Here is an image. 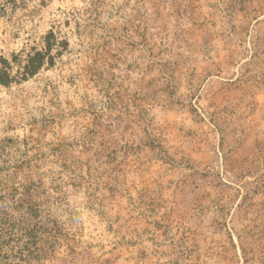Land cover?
<instances>
[{"label": "rangeland", "instance_id": "rangeland-1", "mask_svg": "<svg viewBox=\"0 0 264 264\" xmlns=\"http://www.w3.org/2000/svg\"><path fill=\"white\" fill-rule=\"evenodd\" d=\"M50 32L0 87V188L43 224L9 263L264 264V0H0V61Z\"/></svg>", "mask_w": 264, "mask_h": 264}, {"label": "trees", "instance_id": "trees-1", "mask_svg": "<svg viewBox=\"0 0 264 264\" xmlns=\"http://www.w3.org/2000/svg\"><path fill=\"white\" fill-rule=\"evenodd\" d=\"M67 46L66 40H59L53 32H50L44 37V47L40 50L32 49L26 54L23 62L15 57L11 61L1 60L0 87L8 86L18 80H25L37 73L44 65H51L54 60L52 50H55V54H59L60 49L65 50ZM12 62L20 65L22 63L15 73L12 72ZM36 205L28 199L25 201L23 198H15L14 195H10L7 188H0V264H12L9 261L14 258L29 262L35 257L28 259V255L32 254L28 250L33 247L37 237L34 233L43 229ZM22 238L26 240L21 247H18L17 244ZM29 245L31 247L27 248Z\"/></svg>", "mask_w": 264, "mask_h": 264}]
</instances>
